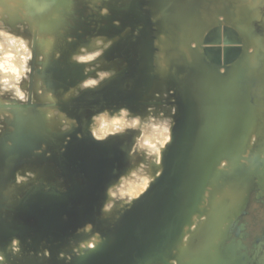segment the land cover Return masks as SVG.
Wrapping results in <instances>:
<instances>
[{"label":"rangeland","instance_id":"374dc122","mask_svg":"<svg viewBox=\"0 0 264 264\" xmlns=\"http://www.w3.org/2000/svg\"><path fill=\"white\" fill-rule=\"evenodd\" d=\"M45 1L49 5L46 4ZM131 1L132 0H122L121 5H123L122 7L124 8L121 9L122 15H127L126 12L129 14L130 9L127 10V3ZM134 1H132L131 4H133ZM136 1V6L138 8L136 12H138L139 15H135V18L130 23L128 22L129 20L126 21L127 23H122L124 20H127V16L120 18L111 11L113 9L112 6V9H109V5L114 4L113 0H18V2L17 0H0V12H4L7 16L6 25H8L12 31L29 37L33 41L36 54V59L32 62L33 72L31 79L26 81L24 85L29 91V100L27 102H21L14 99L11 95L10 97L9 95L0 97V99L5 98L4 100H0V117H2L1 114L4 115L5 113L6 116L4 117V121L7 123L6 126L0 129V146L1 148L7 147L12 149L10 158L2 161L4 169L9 170V176L7 178V184H5L8 188L4 186L0 193V214H2L1 212L5 211L7 207V209H11L9 211L14 210L12 207L15 206L9 205L13 203L14 198L9 197L7 192L11 186H13L12 189H15L16 185L18 186L19 183L23 182V189L27 192L22 190L23 193L21 192V194H25V196L20 198L17 197L16 205L24 202L27 196L33 193L32 191H34L35 188L36 190L40 189L38 191L42 193L50 191L51 189L62 192L65 188L66 190L64 189V192L67 191L68 193H70V190H75L78 197H84L86 194L89 195L88 199L87 197L85 198L89 204H93H91L92 207L88 208L86 211L89 215L93 213L99 215L106 207L114 208L113 210H118L120 207L122 209H119L121 213L119 211L117 212L119 215L116 214L117 217H115L114 221L108 222L101 220V223H99L93 221V217L81 219L78 215L77 217L74 215L75 212H77V214H82V212L86 214L85 211H82L83 204L80 199L81 204L78 205L75 203L77 206H70V209L64 208L60 212L59 217L52 222L38 219L37 217V220L34 221V216H29V212L26 211L25 207L19 204L20 207L17 206L20 213L19 219H21L23 215L25 219L24 217L22 219L25 220V223H20L19 220H3L0 222V257L3 258L0 259V264H228V262L229 264H233V262L234 264H250L249 260L246 262L244 258L239 257L241 259L240 261V259H235L233 257H235L237 253L243 252L247 247L250 251H253L254 248V250H259V248L263 247L264 137H260L261 139L259 138V141L253 144L254 135L250 133L251 130L249 132L250 136H248L251 142L248 139L245 140L242 143L243 147L240 151H238L237 148L233 150L232 145L228 150H223L224 147L220 144L219 146H221V149L217 156H213L212 163L210 164L212 169H210V166H208L207 163L204 164L203 161L205 162L206 157L209 155V150L214 144L208 142L210 148L204 145L205 141L202 142L197 133V126L195 124L184 130L181 129V131L178 132V122L181 123L187 116L192 117V115L196 114L197 117H201L202 110L209 111L210 115L213 117V125L214 123L217 125V121L219 120L217 116L220 114L221 116H224L225 113L228 114L227 118L224 120V124L230 122V119L235 117L234 110L239 102H237V100L240 99L236 91L242 87V83L237 81V68L239 66L242 67L241 65L247 57L252 55L257 57L262 56L263 62L261 63L262 65L264 64V50H261L262 48L255 43L256 38H264V0H250L251 8L249 11L246 13L243 12V14L239 16H237L234 11L233 1L235 0H184L186 13L193 14V16L197 15L196 20L200 21L197 27L190 31L189 35L183 37L179 36V38H177L178 34L180 32L182 33V31L176 28L167 17L159 18L168 36L178 39V42L174 39V44H171V46L175 45L176 54L180 55L177 68L173 71V74H175L172 81L173 84L171 88H169V90L171 89L173 92L162 95L157 83H155L156 75H158L156 71L159 66L154 62L156 61L158 63L156 58H159V51L153 42L149 44L150 49H147L148 55L151 52L150 56L152 55L154 59L153 61L152 56H148L149 69H153L150 73L151 77H153V83L145 93L148 96L147 99L144 100V96L141 95L140 99H136V101L132 98V102L129 100L122 101L123 98H102V101L94 103L92 102L94 100L92 96L99 94L105 87L118 79V76H122L139 55L138 53L137 55H133L136 54V50H139V45H134V47L130 48V51L127 50V52H129L128 55L126 54L127 56L125 54L121 55L122 53L119 52H114L115 54L113 53L107 58V49L114 45L110 40L113 39L118 43L120 41L119 39L122 38L121 40H123V42H128L136 38L132 37L130 34L137 36V33H140V36L146 35L150 38H154L153 33H155V29L158 27H155V29L152 27L153 24H156V18L153 23L151 18H154V15L152 14L153 11L151 6H157L158 0ZM43 5L45 6L43 7ZM104 9H107L106 13ZM201 9L205 10L206 14H200ZM113 11H115V9ZM112 14L115 17H113ZM46 16H50L52 20H56V27L52 28L53 32L50 29H46L44 24ZM141 19L142 23H148L141 24ZM108 20H111V22ZM137 20L140 21V24ZM125 23L127 26L124 25ZM132 25H135L136 28ZM148 25L150 26L148 27ZM129 27L130 30L128 29ZM150 27L153 29L150 30ZM131 28L132 31H134L133 33L136 34L131 32ZM134 29L137 30V32ZM147 30L151 32L148 33ZM123 33H125L127 39L125 36L122 37L124 35ZM167 34H165V37H167ZM56 35L61 43L65 42L62 44L61 48L51 45V40L56 37ZM129 35L131 36L130 38L128 37ZM115 42L113 41V43ZM177 43L179 45H177ZM49 48L50 50L48 51ZM153 48H155L157 52H154ZM57 49L60 51H56ZM54 50L55 53H53ZM97 51H100L101 55L97 56ZM41 54L45 57L43 61L39 60ZM74 56H80L84 59L77 61L73 58ZM89 57H91V59H88ZM120 57L122 58L120 59ZM132 57H134V60ZM115 59L126 61L119 62V60H117L113 62ZM123 64H126V67ZM170 64L173 65V62H170ZM53 66L58 67L60 70L63 67L69 69V71L67 69V73L65 72V68L62 69L63 75L68 74L69 81H67V84L72 80V75L75 81H71L67 88V85L64 86L66 89L61 87L58 89L56 88L57 90H50L41 82H37L39 78L34 77L36 69L37 71L41 69L49 70ZM106 72H111L112 74L101 80L98 85L86 86V81L89 79H100V74ZM36 75L38 74L36 73ZM42 77L45 78L44 74ZM76 77L78 78L76 79ZM127 78L125 84H127ZM111 79H113V81ZM262 79H264V77L261 78L259 82L261 86L258 85V87L264 94V80ZM98 88L99 90H97ZM143 88L142 91H146V88L145 90ZM229 89L233 92L231 93ZM52 90H54V92H52ZM239 94L245 96V98H254L249 97L243 91ZM227 97L229 100H227ZM37 98L44 99L42 102H36L35 100H37ZM142 102L145 104L141 108L140 104ZM42 104L44 108H42L43 106L41 107ZM153 107H155L156 110ZM41 108L44 111H40ZM121 108H127L130 111L128 116L124 117V120L121 119L120 124H116V128L114 127L115 120L123 117V114L120 112ZM168 110H171L174 114L172 115V112L170 113ZM255 111L259 113L256 107ZM217 112L221 113L218 114ZM18 113H20V116L17 115ZM56 113L58 116L55 115L57 118L55 120L60 119V121L55 123L58 125V128L55 127V130L53 129L49 132L45 120ZM33 114L41 115L40 117H43L42 121H39L37 124V122L32 119L34 118ZM149 114V117L154 119V121H151L150 125H148V123L145 124V118L140 119L141 115L148 117ZM103 115L109 118L106 119ZM113 115L115 117L114 123L113 121L110 122ZM214 115L217 116L215 117ZM16 116L19 118H16ZM94 117L97 119L104 117L105 120H103L104 118L100 120L101 122L103 121V123H100V121L96 122V120L94 121L93 119ZM135 117H139L140 121L143 123L139 121V124L135 127L125 126L127 121ZM167 117H171V123H166L164 126L163 121L167 120ZM256 117L258 118L256 124H259V126L263 125V120H260V115L258 114ZM175 118L177 124L174 123ZM67 119L69 122L66 121ZM104 121H108L107 124ZM206 121L207 123L209 122L208 120ZM108 123H113V125H110L114 128H111ZM140 124L144 126V129H142ZM93 126L107 128L108 130L111 128L114 134L108 135L104 140H95L93 139V133L91 131ZM138 126L140 127L138 128ZM19 127L23 128L20 129ZM70 127L77 134H79L78 132L86 134L89 140L96 144L121 136L125 138V154L122 160H120L121 163L118 162L120 163V172L118 171L119 173L116 174L117 177L115 176L116 178L112 180L113 183H111L110 186L108 185L104 190L99 191L100 187H97L96 184L89 185L90 183H88V181L85 182L84 178H82V182L81 176L79 175L73 177V175H71L73 170L65 171L62 168V162L64 163V151L66 150L65 144L67 139L70 138H68V136L71 135L72 132V130L69 129ZM147 127H149V131L152 132L151 139L155 141L152 140L153 144L150 143L149 146H158L157 148L154 147L155 150L149 148V157L145 154V156L140 155L138 158L141 166L144 168L148 167L149 171L153 172V175L151 173L149 177L146 173H143L144 175L141 173L138 175L131 174L134 181H123L122 178L127 173L126 170L130 162L129 159L133 158L134 160V154H137L138 146L140 147L142 140H145V131H147ZM120 128L123 130H117ZM60 130L61 132H58ZM14 135H16V138ZM42 137L43 139L45 138V140H43ZM218 141L219 138L218 140L214 139L215 144H219ZM25 142L33 143L36 146L34 147L33 145L30 151L20 149L21 144ZM249 142L250 144H248ZM41 143L42 146H40ZM69 144H72V142ZM201 145L202 149L200 148ZM203 146L206 148L205 152ZM242 149L247 151L244 152ZM239 156L240 158H238ZM145 158L152 159L147 161L148 164H153L151 165L152 167L147 166L148 164L146 165L147 162H145ZM45 160L47 162L51 161L52 163L48 162L46 165ZM218 160L220 161L218 162ZM53 164L54 167L57 166L60 168L61 174L55 171L56 169L52 167ZM50 165L52 166L50 167ZM28 166L35 170L38 169V167L40 169L46 168L48 172L49 169H52L53 176L56 175V173L58 175L54 178L56 180H53V178L48 179L44 176L43 178L39 176V174H37L38 177H36L35 174L37 172H35L33 176L24 179L25 181L27 180L26 184L23 179H20V176L26 171L22 169L28 170ZM67 170L69 169L67 168ZM208 171L209 175L205 174L208 175L207 179L206 176L204 177V173ZM35 178L36 180L38 179V182ZM72 178H75L79 184H75L76 181ZM146 178L148 180L147 182H145ZM240 178L246 180L245 185L244 182L243 184L240 182ZM44 179H48L47 181L49 182L46 187L44 186ZM32 180L33 182L36 181V183L33 184ZM28 181L30 183L32 182V187L31 184L28 185ZM83 183L86 184L83 185ZM140 183L145 184L142 185ZM13 184H15V186ZM45 184H47L46 181ZM117 184L119 186L118 188L122 189L126 195L130 196L128 198L124 197L125 201L126 199L128 202L131 201L128 204L125 203L124 207L121 203H117L118 205L121 204L119 206L116 205V202H113L114 206H112L113 203H110V192ZM232 184L235 186L236 184L241 185L235 189L233 195L228 189V186ZM86 185L89 186V188H86ZM60 186L64 188L61 189ZM39 187H43V189ZM222 187L223 191L228 189V195L233 201V214L229 219L223 221L221 232L216 236V239H214L213 250L210 252L211 254H209L212 260L210 258V261L203 260L202 262L194 253L189 254L187 250L189 245L193 247V242L195 240L197 241L200 229L205 224L206 218L204 217L209 213L211 205L219 201L220 195L223 196V194H221ZM29 188L30 190H28ZM91 188L95 190L92 191ZM95 191L97 192L94 193ZM121 195L122 197L124 196L123 194ZM241 195H243V198ZM19 196L21 195L19 194ZM36 196L39 195L37 194ZM36 196L33 198L35 199ZM138 197L140 198L138 199ZM244 197H246L247 200ZM5 198L8 199L6 200ZM37 198V201L36 199L33 200L37 204L38 201L39 203L45 201L41 196ZM137 201H139L138 204ZM244 202L246 203L244 204ZM106 218L108 217L106 216ZM241 227L243 228L241 229ZM169 238L170 240H168ZM25 240L28 245L30 244V247L25 243ZM32 240L35 241L34 245L39 244L40 240V245H38V247L34 246ZM67 241L70 242L68 243ZM92 244H95V247H90ZM65 245L66 249L64 248ZM153 247H156V251L158 250V252L153 253L154 251L151 250ZM43 248H45V250ZM33 250L37 252L35 253ZM51 250L52 252H50ZM138 251L142 254L139 255ZM47 253L49 256H47ZM40 254H42V256ZM155 255L159 256L155 257ZM203 257H205V259L209 258L207 256ZM254 264L257 263L255 262Z\"/></svg>","mask_w":264,"mask_h":264},{"label":"bare ground","instance_id":"6f19581e","mask_svg":"<svg viewBox=\"0 0 264 264\" xmlns=\"http://www.w3.org/2000/svg\"><path fill=\"white\" fill-rule=\"evenodd\" d=\"M43 1V0H42ZM110 1H112V0H110ZM132 1H134V0H132ZM131 1V2H132ZM252 1V0H251ZM251 1L250 0H235V1H233V4H234V11H235V13H236V15L237 16H239V15H242L243 14V12H247V11H249V9L251 8ZM10 2V1H9ZM17 2H18V0H17ZM46 2V1H45ZM62 2V1H61ZM64 2V1H63ZM131 2H129V3H127V7H128V9L127 8H125V9H127V10H129L130 9V11H129V14L126 12V14L127 15H122L123 13H121V9L123 8L122 6L123 5H121V3H122V0H113V3L114 4H111V5H109L110 6V8L109 9H112L111 8V6L113 7V9L111 10L112 12H114L115 14H117L118 15V17H122L123 18V16H127V20H124L122 23H124V22H126V21H128L129 23L130 22H132V20L135 18V15L137 16V14H138V12H136L137 10H138V8H137V6H136V4H137V1L135 0L134 2H133V4H131ZM13 3V2H12ZM11 3V4H12ZM19 3H20V1H19ZM107 3V2H106ZM15 4H16V2H15ZM45 4V3H44ZM46 4H48L47 2H46ZM150 4H151V2H150ZM185 3H184V0H158V5L156 6V5H153V6H151L152 7V14L154 15V18H151L152 20H153V23H154V19H155V21H156V24H153V26L152 27H154V29H155V27H158L157 29H155L156 31H155V33H153L154 34V38H150L149 36H146V35H142V36H140V33L138 34L137 33V36H133L132 34H130L132 37H136V38H133L131 41H128V42H123V40H121V39H119L117 42L118 43H116L115 42V40H113V39H111L110 41H112V44H114L113 46L112 45H110V46H112L111 48H109V49H107V58H108V56L110 57V55H112L114 52L116 53H122L121 55H128V53L129 52H127V50L128 51H130V48L131 47H134V45H139V50L137 51L136 50V54H133V55H137V53L139 54L138 55V57L137 56H135V57H137L135 60H134V57H132L133 58V63L131 64V66H129V68L125 71V73L124 74H122V76H118L119 78L118 79H116V80H114L113 81V79H111L113 82H112V84H110V85H108L107 87H105L99 94H97V95H93L92 97H93V101L92 102H94V103H96V102H100V101H102L101 99L102 98H105V99H107V98H123L122 99V101H131L132 102V98H134V100L136 101V99H140V96L141 95H143L144 96V100L145 99H147V94H145L147 91H148V89H149V87L151 86V84L153 83V77H151V70L153 71V69H149V64H148V62H149V58H148V56L149 57H151L150 56V54H151V52H150V54L148 55V50L147 49H150V43L152 44L153 42H154V44L156 45V48H157V50L159 51V58L157 57L156 58V60L158 61V63L155 61L154 63H156V64H158V68H157V71H156V74H158V75H156V79H155V83H157V85H158V87H159V89L161 90V93H162V95H166L167 93H170V92H173V91H171V89L169 90V88H171V86H172V81H173V77L175 76V74H173L174 72L173 71H175L176 70V68H177V64L179 63V56L180 55H178V54H176V50H175V45L174 46H171V44H174L173 42H174V39H175V41L176 42H178V39H176V38H174V37H169L168 36V34L165 32V30H164V27H163V25L160 23V21H159V18H161V17H167V19L169 20V21H171L175 26H176V28H178L179 30H181L182 31V33L180 32L179 34H178V37L177 38H179V36L180 37H183V36H186V35H189V33H190V31L192 30V29H194L195 27H197V25L200 23V21H198V20H196L197 19V15L195 16H193V14L191 15V14H187L186 13V11H185V5H184ZM14 5V4H13ZM49 5V4H48ZM126 5V4H125ZM124 5V6H125ZM143 5V4H142ZM45 5H43V7H44ZM141 6V5H140ZM145 7V6H144ZM213 7V6H212ZM142 8V7H141ZM56 9V8H55ZM115 9V11H113ZM124 9V8H123ZM149 9V8H148ZM44 10H45V8H44ZM38 11V10H37ZM146 11V10H145ZM117 12H119V13H117ZM254 12V11H253ZM46 13V12H45ZM206 14V11L205 10H203V9H201L200 10V14ZM30 14V13H29ZM114 14V15H115ZM46 15H48V14H46ZM139 15V14H138ZM111 16V15H110ZM112 16H113V14H112ZM111 16V17H112ZM113 17H115V16H113ZM118 17H116L117 19H118ZM140 17V16H139ZM109 18V17H108ZM145 18V17H144ZM0 19H3L5 22H6V20H7V16L4 14V12H0ZM41 19V18H40ZM114 19V18H113ZM116 19V20H117ZM148 19V18H147ZM118 20H120V19H118ZM145 20V19H144ZM263 20V19H262ZM109 21V20H108ZM113 21V20H112ZM121 21V20H120ZM43 22V21H42ZM109 22H111V20L109 21ZM137 22H139V24H140V21H138L137 20ZM150 22V21H149ZM127 23V22H126ZM124 24V25H126L127 26V24ZM146 23H148V22H144V23H142V19H141V24H146ZM39 24V23H38ZM41 24V23H40ZM45 26H46V29H50V30H52V28H55L56 27V20H52L51 19V17L50 16H46V18H45ZM59 24V23H58ZM57 24V25H58ZM151 24V23H150ZM42 25H43V23H42ZM155 25V26H154ZM8 26V25H7ZM126 26H124V27H126ZM132 26H135V25H132ZM150 25H148V27H149ZM224 26V25H223ZM115 27V26H114ZM131 27V26H130ZM130 27L128 28L129 30H130ZM146 27V26H145ZM135 28H136V26H135ZM138 28V27H137ZM38 29H39V27H38ZM146 29H147V27H146ZM151 29H153V28H151L150 27V30ZM128 30V31H129ZM135 30V29H134ZM141 30V29H140ZM148 31V33L149 32H151V31ZM127 31V32H128ZM136 32H137V30H135ZM146 31V30H145ZM144 31V32H145ZM52 32H53V30H52ZM131 32L133 33L134 31H132V28H131ZM57 33V32H56ZM126 33V32H125ZM125 33H123L124 35L122 36V37H124L125 36ZM133 34H136V33H133ZM165 34H167V37H165ZM215 34V33H214ZM128 36L129 38L131 37V36ZM218 35V34H217ZM140 36V37H139ZM191 36V35H190ZM63 37V36H62ZM144 37V38H143ZM233 37V36H232ZM50 38V37H49ZM125 38H126V36H125ZM128 38V39H129ZM127 39V38H126ZM126 39H124V40H126ZM63 40V39H62ZM67 40V39H66ZM52 42H51V45L52 46H56V47H62V44L63 43H65V42H63V43H61V41L60 40H58V38H57V35H56V37H54L52 40H51ZM113 41L116 43H113ZM47 43V42H46ZM71 43V42H70ZM255 43H257L258 44V46H260L262 49L261 50H264V38L263 37H259V38H256V40H255ZM49 44V43H48ZM256 44V45H257ZM45 45V44H44ZM177 45H179L178 43H177ZM216 45V44H215ZM109 46V47H110ZM140 46H141V48H140ZM197 46H198V44H197ZM235 46V45H234ZM257 46V47H258ZM38 47V46H37ZM63 47H64V45H63ZM65 47H67V46H65ZM149 47V48H148ZM178 47V46H177ZM48 48V47H47ZM41 49V48H40ZM56 49V48H55ZM255 49V48H254ZM38 50V49H37ZM47 50V49H46ZM50 50V48L48 49V51ZM52 50V49H51ZM65 50V49H64ZM132 50H134V49H132ZM153 50H154V52H157V51H155L156 49L155 48H153ZM253 50V49H252ZM40 51V50H39ZM45 51V50H44ZM53 51V50H52ZM51 51V52H52ZM56 51H60V50H56ZM50 52V53H51ZM180 52V51H179ZM178 52V53H179ZM53 53H55V50H54V52ZM114 53V54H115ZM186 53V52H185ZM253 53V52H252ZM251 53V54H252ZM130 54H132V53H130ZM153 54V53H152ZM189 54H190V52H189ZM192 54V53H191ZM246 54V53H245ZM248 54V53H247ZM117 55V54H116ZM120 55V54H119ZM126 55V56H127ZM241 55V54H240ZM254 55H255V51H254ZM47 56H48V54H47ZM130 56V55H129ZM128 56V57H129ZM132 56V55H131ZM253 56V55H252ZM249 56V57H247V59L244 61V63L241 65L242 67H238L237 69V71H236V76H237V81L239 82V83H242V87L240 88V89H237L238 91H236V93L240 96V99L239 100H237V102H238V104H237V107H236V109L234 110V115H235V117L233 118V119H230V122H226L225 124H224V120H225V118H227V115L228 114H224V116H221V114L220 115H214L215 117L217 116V119H219L218 121H217V125H216V123H214V125H213V120H212V116L210 115V113H209V111L207 112V111H203L202 109V112H201V117H197V114L196 115H192V117L191 116H187L186 118H185V120L183 121V122H181V123H179L178 122V127H179V130H178V132H180L181 131V129H186V128H188V127H191L193 124H195L196 126H197V133H198V135L200 136V138H201V140H202V142H204L205 141V143H204V145H206L208 148H210V145L208 144V142H210V143H212V144H214V145H212V147L210 148V150H209V155L206 157V159H205V162L203 161V163L204 164H206L207 163V165L208 166H210V164L212 163V159H213V156H217L218 155V153H219V151H220V149H221V146H223L224 148H223V150L225 149V150H228L229 149V147L232 145V149L233 150H235L236 148L238 149V151H240V149L243 147V142L245 141V140H247L248 139V136H250V134H249V132L252 134V135H254L253 136V144H255V143H257V141H259V138L260 137H264V94L260 91V89H259V87H258V85H259V82L261 81V78L262 77H264V64L262 65V63L261 62H263V59H262V56H259V57H257V56ZM119 57V56H118ZM187 57V56H186ZM122 57H120V59H121ZM126 58V57H125ZM130 58V57H129ZM120 59H115L113 62H115V61H117V60H119V62L120 61H126V60H120ZM152 59H153V56H152ZM159 59V60H158ZM185 60V59H184ZM193 60V59H192ZM48 61V60H47ZM153 61H154V59H153ZM152 61V62H153ZM239 61V60H238ZM45 62H46V60H45ZM53 62V61H52ZM110 62V61H109ZM170 62H173V65H171L170 64ZM216 62V61H215ZM49 63V62H48ZM111 63V62H110ZM109 63V64H110ZM117 63V62H116ZM115 63V64H116ZM123 63V62H122ZM183 63V62H182ZM185 63V62H184ZM240 63H242V62H240ZM45 64V63H44ZM52 64V63H51ZM58 64V63H57ZM62 64V63H61ZM118 64V63H117ZM127 64V63H126ZM126 64H123L124 66L126 65ZM108 65V64H107ZM122 65V66H123ZM130 65V64H129ZM152 65H153V63H152ZM192 65V64H191ZM111 66V65H110ZM121 66V65H120ZM119 66V67H120ZM123 66V67H124ZM127 67H128V64L126 65ZM125 66V67H126ZM230 66V65H229ZM246 66V67H245ZM108 67V66H107ZM50 68V67H49ZM65 67H63L62 69H64ZM111 68V67H110ZM151 68H152V66H151ZM156 68V67H155ZM39 69V68H38ZM48 69V68H47ZM62 69L60 70L58 67H51L49 70H44V69H41V70H39V71H37V69H36V71H35V74H34V77L35 78H39V81H37V82H41L44 86H47V88H49L50 90L51 89H58V88H63L64 86H66V88L69 86L68 84H70V82L71 81H75V79H73L74 77H73V75H72V80L70 81V82H68V84H67V81H69V79H68V74H66V75H63L62 74ZM66 69V73L69 71V69L68 68H65ZM67 69H68V71H67ZM108 69V68H107ZM121 69H122V67H121ZM125 69V68H124ZM123 69V70H124ZM190 70V69H189ZM118 72V71H117ZM123 72V71H122ZM190 72V71H189ZM36 73L38 74V75H36ZM232 73V72H231ZM44 74V77L45 78H43L42 77V75ZM65 74V73H64ZM73 74H74V72H73ZM32 75V74H31ZM70 76V75H69ZM78 76V75H77ZM125 76H127V77H125ZM178 76V75H177ZM124 77H125V79H124ZM78 77H76V79H77ZM109 78V77H108ZM108 78H106V79H108ZM111 78V77H110ZM126 78L128 79L126 82H127V84H128V86H127V84H125V80H126ZM178 78V77H177ZM200 78H202V77H200ZM179 79V78H178ZM178 79H176V80H178ZM262 80H264V79H262ZM40 83V84H41ZM72 84H73V82H72ZM263 84V83H262ZM103 85V84H102ZM234 85V84H233ZM259 86H261V84L259 85ZM144 87V88H143ZM228 87V86H227ZM230 87V86H229ZM234 87V86H233ZM46 88V89H47ZM65 88V87H64ZM65 88V89H66ZM142 88L145 90V88H146V91H142ZM56 89V90H57ZM232 89V88H231ZM231 89H229V91L231 90ZM234 89V88H233ZM97 90H99V88L97 89ZM60 91V90H59ZM228 91V92H229ZM235 91V90H234ZM241 91H243V92H245L249 97H254V98H245V96H242L241 94H239ZM52 92H54V90H52ZM58 92V91H57ZM231 92V91H230ZM233 92V91H232ZM231 92V93H232ZM33 93V92H32ZM235 93V92H234ZM47 94V93H46ZM145 94V95H144ZM176 94V93H175ZM220 94H221V92H220ZM32 95H34V94H32ZM50 95V94H49ZM36 96V95H35ZM38 96V95H37ZM9 97H10V95H9ZM69 97H70V95H69ZM68 97V98H69ZM146 97V98H145ZM242 97V98H241ZM66 98H67V96H66ZM71 98V97H70ZM89 98V97H88ZM4 100L5 98H1L0 100ZM34 99H36V98H34ZM43 99L44 98H37V100H35L36 102L37 101H43ZM235 99V98H234ZM237 99V98H236ZM172 100V99H171ZM227 100H229L228 99V97H227ZM139 101V100H138ZM236 101V100H235ZM249 101V102H248ZM228 103V102H227ZM107 104V103H106ZM144 102H142L141 104H140V107L142 108L143 106H144ZM167 104V103H166ZM202 104V103H201ZM234 104V103H233ZM232 104V105H233ZM169 105V104H168ZM200 105V104H199ZM213 105H215V104H213ZM221 105V104H220ZM43 106V104L41 105V107ZM107 106V105H106ZM228 106H230V105H228ZM230 107H232V106H230ZM255 107L259 110V113L258 112H256L255 111ZM42 108H44V106L42 107ZM40 109V111L42 110V111H44L43 109ZM152 108V107H151ZM154 109H155V107H153ZM170 108V107H169ZM222 108V107H221ZM78 109V108H77ZM83 109V108H82ZM107 109V108H106ZM115 109V108H114ZM146 109H147V107H146ZM150 109V108H149ZM167 109H168V107H167ZM171 109V108H170ZM228 109V108H227ZM76 110V109H75ZM108 110V109H107ZM156 110V109H155ZM81 111H83V110H81ZM147 111H149V110H147ZM169 111V110H168ZM18 112V111H17ZM167 112V111H166ZM170 113L172 112L171 110L169 111ZM169 112H167V113H169ZM176 112V111H175ZM103 113V112H102ZM149 113V112H148ZM154 113V112H153ZM218 113V112H217ZM219 113H221V112H219ZM218 113V114H219ZM260 115V120L262 121V123H263V125H260L259 126V124H256V120L258 119L257 117H256V115L258 116V114ZM20 113H18L17 115H19ZM31 114V113H30ZM100 114V113H99ZM104 114H105V112H104ZM114 114V113H113ZM134 114H136V113H134ZM172 115L174 114L173 112L171 113ZM29 115V114H28ZM34 115V118H32L33 120H35L36 122H37V124H38V122L39 121H42V118L38 115V114H33ZM54 115V116H53ZM55 115H57L58 116V114L56 113V114H52L51 115V117H49V119L48 118H46V120H45V124H46V126H47V128H48V131L50 132L51 130H53L55 127H57L58 125H56L55 123H57V121H60V119H58V120H55V119H57L56 118V116ZM66 115V114H65ZM68 115V114H67ZM101 115V114H100ZM154 115V114H153ZM156 115V114H155ZM157 115H159V114H157ZM172 115H170V116H172ZM233 115V116H234ZM1 116H2V118H0V129L2 128V127H4V126H6V122L4 121V117L6 116V114L4 113V115L3 114H1ZM20 116V115H19ZM104 116V115H103ZM121 116V115H120ZM147 116V115H146ZM150 116V114L148 115V117H144V116H142L141 115V117H140V119H144L145 118V124H147L148 123V125H150L151 124V121H154V119H152V118H150L149 117ZM152 116V115H151ZM160 116V115H159ZM167 116V115H166ZM105 117V116H104ZM104 117H101V118H99V119H96V122H99L100 120H102ZM161 117V116H160ZM211 117V118H210ZM16 118H19L18 116H16ZM21 118H22V115H21ZM28 118V117H27ZM70 118V117H69ZM106 119H108L107 117H105ZM105 118L103 119V120H105ZM112 119H111V121L110 122H112L113 121V123H114V120H115V117H114V115L111 117ZM168 119L167 120H165V121H163V124H164V126H165V124L166 123H171V117H167ZM173 118V117H172ZM31 119V118H30ZM31 119V120H32ZM120 119H122V120H124V116L123 117H120ZM140 119H139V121H140ZM174 119V118H173ZM173 119H172V122H173ZM179 119V118H178ZM19 120V119H18ZM206 120H208L209 122L207 123V121ZM214 120L216 121V119L214 118ZM34 121V122H35ZM67 122H69L68 121V119L66 120ZM175 122L174 123H176V118H175V120H174ZM33 122V123H34ZM105 122V121H104ZM108 122V121H107ZM107 122H105L106 124H107ZM125 122V121H124ZM123 122V123H124ZM141 122V121H140ZM259 122V121H258ZM94 123V122H93ZM100 123H103V121L101 122L100 121ZM113 123H108L109 124V126H111V125H113ZM141 123H143V122H141ZM31 124H32V122H31ZM62 124V123H61ZM68 124H70V123H68ZM111 124V125H110ZM144 124V125H145ZM162 124V125H163ZM177 124V123H176ZM105 125V124H104ZM118 125V124H117ZM141 125V124H140ZM96 126H97V124H96ZM100 126V125H99ZM102 126V125H101ZM124 126V125H123ZM142 126V129H144V126L143 125H141ZM171 126V125H170ZM21 127V126H20ZM19 127V128H20ZM107 127V126H106ZM114 127H116V123L114 124ZM113 126H111V128H114ZM140 126H138V128H139ZM172 127V126H171ZM23 128V127H22ZM22 128H20V129H22ZM58 128V127H57ZM68 128V127H67ZM110 128V127H109ZM109 129V130H112V129ZM117 128V127H116ZM195 128V127H194ZM28 129V128H27ZM61 129V128H60ZM69 129H71V127L69 128ZM68 129V130H69ZM102 129H104V128H102ZM147 129V131H149L150 129H149V127H147L146 128ZM145 129V130H146ZM38 130V129H37ZM55 130V129H54ZM72 130V129H71ZM19 131H21V130H19ZM23 131V130H22ZM62 131L64 132V130L62 129ZM65 131H66V129H65ZM113 131V130H112ZM147 131H145V140H142V142H141V146L139 147L138 146V150H137V154H134V160H133V158H131V159H129V164H128V168H127V173H126V175H124V177L122 178V180L123 181H125V180H132V181H134L133 180V178H132V175L131 174H133V175H138V174H143V173H146V174H148V176L149 175H151V173H152V175H153V172L152 171H149V168L148 167H143V166H141V164L139 163V156L141 155H144L145 156V154L148 156L149 154L148 153H150L149 152V148H151V149H154L155 150V148L154 147H156L157 148V146H152V147H150L149 146V144L151 143V144H153L152 143V140L154 141V139H151L152 138V132L151 131H149V132H147ZM17 132V131H16ZM24 132V131H23ZM58 132H61V130L60 131H58ZM114 132H115V130H114ZM164 132V131H163ZM162 132V133H163ZM79 133V136H78V134L74 131V130H72V132H71V135H69L68 136V138L69 139H67V142H66V144H65V146H66V150L63 152L64 153V156H63V160H64V163L62 162V168L65 170V171H72L73 170V173L71 174V175H73V177L74 176H81V180H82V178H84L85 179V182L86 181H88V183H90L89 185H93V184H96V186L97 187H100V189H99V191L100 190H104L108 185L110 186V184L111 183H113L112 182V180L113 179H115L117 176H116V174H118L120 171H119V166H120V160H122V158H123V156H124V154H125V148H124V145H125V138L124 137H122L121 135V137H118V138H113V139H108V140H105V141H102V142H100V143H93V141L91 142L90 140H89V138L87 137V135L86 134H84V133H81V132H78ZM5 134V133H4ZM7 134V133H6ZM102 134V133H101ZM172 134V133H171ZM66 135V134H65ZM7 136V135H6ZM11 136V135H10ZM161 136V135H160ZM14 137L16 138V135H14ZM173 137V136H172ZM218 138H219V144L217 143V144H215V142H214V139H216V140H218ZM14 139V138H13ZM12 139V140H13ZM41 139V138H40ZM42 139H43V137H42ZM41 139V140H42ZM174 139V138H173ZM251 139V138H250ZM261 139V138H260ZM263 139V138H262ZM15 140V139H14ZM21 140V139H20ZM43 140H45V138L43 139ZM249 140V139H248ZM18 141V140H17ZM22 141V140H21ZM64 141V140H63ZM250 141V140H249ZM28 142V141H27ZM30 142V141H29ZM61 142H62V140H61ZM72 142V144H69V143H71ZM155 142V141H154ZM248 142V141H247ZM251 142V141H250ZM250 142L248 143V144H250ZM58 143V142H57ZM5 144H6V142H5ZM18 144V143H17ZM155 144V143H154ZM160 144V143H159ZM208 144V145H207ZM220 144H222L221 146H219ZM1 145V144H0ZM13 145V144H12ZM19 145V144H18ZM33 143H23V144H21V148L20 149H23V150H25V151H30L31 149H32V147H33ZM54 145H55V143H54ZM156 145V144H155ZM246 145V144H245ZM23 146V147H22ZM36 145H34V147H35ZM40 146H42V143H41V145ZM247 146H250V145H247ZM256 146V145H255ZM18 147V146H17ZM37 147H39V146H37ZM126 147V146H125ZM204 147V152H205V146H203ZM14 148H15V146H14ZM40 148V147H39ZM38 148V149H39ZM201 149H202V145H201V147H200ZM16 149V148H15ZM20 149H19V151H20ZM246 149V148H245ZM17 150V149H16ZM22 150V151H23ZM243 150V149H242ZM252 150V149H251ZM33 151H34V149H33ZM244 152H246L245 150H243ZM11 152H12V149H10V148H1V146H0V193H1V189H3L4 188V186H6L5 184H7L6 182L8 181V174H9V170H6V169H4V167L2 166V161H4L5 159H8V158H10V155H11ZM21 152V151H20ZM20 152H18V153H20ZM30 153H32V152H30ZM136 153V152H135ZM235 153H237V152H235ZM207 154V153H206ZM240 154V153H239ZM238 154V155H239ZM200 155H201V153H200ZM241 155V154H240ZM242 155H244V154H242ZM202 156V155H201ZM204 156H206V155H204ZM203 156V157H204ZM225 156V155H224ZM249 156V155H248ZM149 157V156H148ZM147 157V158H148ZM233 157V156H232ZM234 157H235V155H234ZM245 157V156H244ZM142 158V157H141ZM237 158V157H236ZM238 158H240V156L238 157ZM146 159V158H145ZM233 159V158H232ZM244 159H247V158H244ZM148 160H152V159H146L145 160V162H147ZM242 160V159H241ZM46 161V160H45ZM144 161V160H143ZM220 160H218V162H219ZM49 162V161H48ZM47 161L45 162V164L47 165V163H48ZM51 162V161H50ZM49 162V163H50ZM118 162H120V163H118ZM150 162V161H149ZM214 162V161H213ZM241 162V161H240ZM16 163V162H15ZM52 163V162H51ZM66 163H67V165H66ZM151 163H152V161H151ZM202 163V164H203ZM257 163V162H256ZM23 164V163H22ZM21 164V165H22ZM143 164H145V163H143ZM148 164V162L146 163V165ZM201 164V163H200ZM231 164V163H230ZM233 164H235V163H233ZM237 164V163H236ZM49 165V164H48ZM151 165H153V164H151ZM150 164H148L147 166H151ZM255 165V164H254ZM52 165H50V167H51ZM66 166H67V168L69 169V170H67V168H66ZM216 166V165H215ZM10 167V166H9ZM29 167V166H28ZM53 168H55L56 170L55 171H57V173L59 174H61V172H60V168L59 167H57V166H55L54 167V164H53V166H52ZM152 167V166H151ZM243 167V166H242ZM255 167V166H254ZM26 168V167H25ZM216 168V167H215ZM48 169V168H47ZM145 169V170H144ZM148 169V170H147ZM210 169H212L211 168V166H210ZM262 169V168H261ZM22 170H26V171H24L22 174H21V176H20V179H26V178H29V177H31V176H33L34 174H35V172H37L35 175H36V177H38L37 176V174H39V176H41V177H46V178H53V180H56V179H54L55 178V176L57 177V173H56V175H54L53 176V170L52 169H49V172H48V170H46V168H42V169H40L39 167H38V169H32V168H30L29 167V169L27 170V169H22ZM38 170V171H37ZM154 170V169H153ZM209 170V169H208ZM119 171V172H118ZM210 171V170H209ZM209 171L206 173H204V177L206 176L207 177V179H208V175H209ZM248 171V170H247ZM246 171V172H247ZM21 173V172H20ZM54 173V174H55ZM75 174V175H74ZM205 174H208V175H205ZM235 174V173H234ZM244 174V173H243ZM246 174V173H245ZM144 175V174H143ZM200 175H201V172H200ZM236 175V174H235ZM242 175V174H241ZM247 175V174H246ZM53 176V177H52ZM116 176V177H115ZM140 176V175H139ZM147 176V177H148ZM43 177V178H44ZM59 177V176H58ZM144 177V176H143ZM150 177V176H149ZM148 177V178H149ZM229 177V176H228ZM234 177V176H233ZM238 177V176H237ZM76 178V177H75ZM75 178H72L73 180H75L76 181V179ZM135 178H136V176H135ZM141 178V177H140ZM15 179H16V177H15ZM33 179V178H32ZM41 179V178H40ZM47 179V180H48ZM143 179V178H142ZM236 179V178H235ZM35 180H36V178H35ZM34 180V181H35ZM38 180V179H37ZM36 180V181H37ZM47 180H43L44 181V186L46 187V185H48V181ZM52 180V181H53ZM58 180H59V178H58ZM25 181V180H24ZM36 181L35 182H33V180H32V182H33V184L34 183H36ZM40 181H42V180H40ZM45 181L47 182V184H45ZM50 181V180H49ZM74 181V182H75ZM148 180H147V178H146V180H145V182H147ZM233 181H235V180H233ZM14 182V181H13ZM27 182V180L25 181V183ZM29 182V181H28ZM32 182L30 183H28V185H30L31 184V187L33 186L32 185ZM38 182V181H37ZM73 182V183H74ZM82 182H83V180H82ZM128 182V181H127ZM230 182V181H229ZM240 182L243 184V182H244V185L246 184V180L245 179H241L240 178ZM24 183V182H23ZM23 183H19V185L17 186H15V184H13L16 188L15 189H12V187L13 186H11L10 187V189H9V191L7 192V195L9 196V197H11V198H14V200H13V203L12 204H9V205H14L15 207H12V208H14V210L13 211H9V210H11V209H5V211H3V212H1L2 214H0V222H2L3 220H19L20 221V223H25V220H23L22 218L24 217L23 215H22V218L21 219H19L20 218V213H19V210H18V207H20V206H23V207H25V209H26V211H28L29 213V216L30 215H33L34 216V218L35 219H33L34 221H36L37 219H36V217L38 218V219H42V220H48V221H52L53 222V220H56L58 217H59V214H60V212L64 209V208H68V209H70L71 207L70 206H77V205H75V203L76 204H81V200H82V204H83V210L82 211H85V213L86 214H83V212H82V214L81 213H79V214H77V212H75L74 213V215H76L75 217H77V215L81 218V219H85V218H87V217H93L92 218V220L93 221H95V222H99V223H101V220H103V221H114V219H115V217H117V215L116 214H118L117 212L119 211L120 212V210L119 209H121V207L119 208L118 206L119 205H121L122 204V206L124 207L125 206V203L126 204H128V203H130L131 201H127V199L126 198H128V197H130V196H128V195H126L125 194V192H123V190L122 189H120V188H118L119 186H118V184L117 185H115V188H113L112 189V191L110 192V203H113V202H116V205H118L117 203H121V204H119L118 206H116V207H118L119 209L118 210H113L114 208H107L106 207V209L104 210V211H102L101 213H99V215H96V214H91V215H89V213H87L86 211H87V209L88 208H91L92 206H91V204L92 203H90L89 204V202L88 201H86L85 200V198L87 197V199H88V196L89 195H85L84 197H78L76 194V192H75V190H70V193H68L67 191L66 192H64V187H61V189L62 188H64L63 189V191L62 192H64V193H62V192H60V191H58V190H53V189H51V190H53V191H47V192H44V193H42V192H40V191H38V190H40V189H38V190H36V188L34 189V191H32L33 193L32 194H29L28 196H27V199L26 200H24V202H21V203H19L20 204V206H19V204L18 205H16V203H17V197H22V196H25V194H21V192L23 193V191L22 190H25V189H23ZM40 183V182H39ZM87 183V184H88ZM233 183V182H232ZM27 184V183H26ZM25 184V185H26ZM75 184H79V182L77 183V181H76V183ZM84 184H86V183H83V185ZM140 184H142V183H140ZM145 184V183H144ZM144 184H142V185H144ZM12 185V184H11ZM141 185V186H142ZM40 186V185H39ZM63 186V185H62ZM122 186V185H121ZM226 186V185H225ZM239 186H241V185H238V184H236V186L235 185H231V186H228V189H229V191H230V193L233 195V192L235 191V189H237ZM7 187V186H6ZM25 187V186H24ZM29 187V186H28ZM27 187V188H28ZM30 187V188H31ZM68 187V186H67ZM92 187V186H91ZM114 187V186H113ZM143 187H145V186H143ZM8 188V187H7ZM26 188V187H25ZM30 188L28 189V190H30ZM39 188H42L43 189V187H39ZM86 188H89V186H87L86 185ZM95 188V187H94ZM109 188V187H108ZM142 188V187H141ZM244 188V187H243ZM257 188V187H256ZM58 189V188H57ZM84 189V188H83ZM92 189V188H91ZM110 189H111V187H110ZM228 189H226L225 191H223V187H222V191H221V194H223V196H219V201L218 202H215L214 204H212L211 205V207H210V209H209V213L207 214V216L206 217H204V218H206V220H205V224H204V226L200 229V232H199V235H198V237H197V241L195 240L194 242H193V247H192V245H189V248H188V252H189V254H195L196 256H197V258L198 259H200V260H202V262H203V260H209L211 257H210V255L209 254H211L210 252H212V250H213V245H214V239H216V236L217 235H219V233L221 232V227H222V223H223V221H225V220H227V219H229L230 218V216L233 214V207H234V205H233V201H232V199H230L231 197L228 195ZM8 190V189H7ZM60 190V189H59ZM66 190V189H65ZM67 190H68V188H67ZM93 190H95V189H92V191ZM134 190V189H133ZM137 190V189H136ZM140 190V189H139ZM244 190V189H243ZM26 191V190H25ZM86 191H88V190H86ZM91 191V190H90ZM110 191V190H109ZM142 191H143V189H142ZM238 191V190H237ZM27 192V191H26ZM97 191H95L94 193H96ZM103 192V191H102ZM137 192V191H136ZM244 192V191H243ZM25 193V192H24ZM67 193V194H66ZM87 193V192H86ZM133 193V192H132ZM145 193V192H144ZM19 194L21 195V196H19ZM39 195V196H41L45 201L43 202V203H39V201H38V204L35 202V201H33V200H35L37 197H39V196H36V195ZM121 194H123L124 196L122 197V195ZM128 194V193H127ZM216 194V193H215ZM244 194V193H243ZM244 195H247V194H244ZM34 196H36V198L34 199L33 197ZM99 196V195H98ZM136 196V195H135ZM242 196V198H243V195H241ZM5 197H7V196H5ZM92 197V196H91ZM124 197H126L125 199H126V201L124 200ZM90 198V197H89ZM98 198V197H97ZM134 198V197H133ZM137 198V197H136ZM135 198V199H136ZM140 197H138V199H139ZM241 198V197H240ZM239 198V199H240ZM241 198V199H242ZM245 199H246V197H244ZM4 199V198H3ZM6 199V198H5ZM8 199V198H7ZM6 199V200H7ZM22 199V198H21ZM21 199H19V200H21ZM38 199V198H37ZM37 199H36V201H37ZM81 199V200H80ZM215 199V198H214ZM39 200V199H38ZM247 200V199H246ZM5 201V200H4ZM160 201V200H159ZM78 202V203H77ZM80 202V203H79ZM138 202L139 201H137V204H138ZM241 202V201H240ZM133 203V202H132ZM246 202H244V204H245ZM3 204V203H2ZM93 205V204H92ZM130 205V204H129ZM156 205V204H155ZM208 205V204H207ZM18 206V207H17ZM112 206H114V203H113V205ZM135 206V205H134ZM238 206V205H237ZM241 206V205H240ZM11 207V206H10ZM115 207V208H116ZM122 207V208H123ZM16 208V209H15ZM73 208V207H72ZM19 209H21V208H19ZM122 210V209H121ZM235 210V209H234ZM237 210V209H236ZM21 211V210H20ZM234 212H236V211H234ZM248 212V211H247ZM121 213V212H120ZM207 213V212H206ZM244 213V212H243ZM119 215V214H118ZM136 215V214H135ZM145 215V214H144ZM203 215H205V214H203ZM106 216L108 217V218H106ZM96 217V218H95ZM105 217V218H104ZM203 217V216H202ZM24 219H25V217H24ZM23 220V221H22ZM91 220V219H90ZM90 222V221H89ZM145 222V221H144ZM204 222V221H203ZM256 222V221H255ZM39 223V222H38ZM44 224V223H43ZM91 224V223H90ZM19 225H21V224H19ZM87 225V224H86ZM94 225V224H93ZM15 226V225H14ZM24 227V226H23ZM122 227V226H121ZM16 228V227H15ZM26 228V227H25ZM43 228V227H42ZM89 228H91V227H89ZM243 227H241V229H242ZM27 229H28V227H27ZM26 229V230H27ZM44 229V228H43ZM194 229V228H193ZM16 230V229H15ZM84 230V229H83ZM88 230V229H87ZM90 230V229H89ZM28 231V230H27ZM194 231V230H193ZM26 232V231H25ZM238 232V231H237ZM240 232V231H239ZM252 232H253V230H252ZM18 234V233H17ZM80 234V233H79ZM85 234V233H84ZM230 234V233H229ZM232 234V233H231ZM237 234V233H236ZM22 235V234H21ZM51 235V234H50ZM19 236V235H18ZM1 237V236H0ZM29 237V236H28ZM69 237V236H68ZM23 238H24V236H23ZM234 239V238H233ZM69 240V239H68ZM70 240H73V239H70ZM83 240V239H82ZM168 240H170V238L168 239ZM24 241V240H23ZM33 241V240H32ZM243 241V240H242ZM34 242L35 241H33V245H34ZM62 242H64V241H62ZM68 243L70 242V241H67ZM185 242V241H184ZM17 243V242H16ZM23 243V242H22ZM25 243H26V240H25ZM38 243V242H37ZM109 243V242H108ZM27 244V243H26ZM25 244V245H26ZM61 244V243H60ZM81 244V243H80ZM18 245V244H17ZM28 245V244H27ZM38 245H40V240H39V244H35L34 246H37L38 247ZM63 245V244H62ZM185 245H186V243H185ZM257 245V244H256ZM255 245V246H256ZM249 246V245H248ZM253 246V245H252ZM18 247V246H17ZM28 247H30V244L28 245ZM28 247H27V249H28ZM41 247V246H40ZM158 247V246H157ZM239 247V246H238ZM243 247V246H242ZM257 247V246H256ZM33 248V247H32ZM47 248V247H46ZM65 249H66V245H65V247H64ZM79 248H81V247H79ZM187 248V247H186ZM186 248H185V251H186ZM18 249V248H17ZM36 249V248H35ZM34 249V250H35ZM44 250H45V248H43ZM52 249V248H51ZM72 249V248H71ZM77 249V248H76ZM223 249V248H222ZM255 249V248H254ZM253 249V251H250L249 249H248V247L242 252L241 251V253H235L236 254V256L235 257H233V258H238V259H240L239 257H241V258H244V260H246V262H247V260H249L250 261V264H254L255 262L257 263V264H264V245H263V247H261V248H259V250L257 249V250H254ZM30 250V249H29ZM33 250V251H34ZM41 250V249H40ZM47 250V249H46ZM68 250V249H67ZM151 250L152 251H154L153 253H155V252H158V250L156 251V247H153V248H151ZM215 250V249H214ZM242 250V249H241ZM247 250H249V251H247ZM22 251H23V249H22ZM31 251V250H30ZM55 251V250H54ZM63 251V250H62ZM69 251V250H68ZM179 251V250H178ZM231 251V250H230ZM35 252V251H34ZM37 252V251H36ZM35 252V253H36ZM50 252H52V250L50 251ZM65 252V251H64ZM192 252V253H191ZM28 253V252H27ZM30 253V252H29ZM40 253V252H39ZM42 253V252H41ZM67 253V252H66ZM138 253H139V255L140 254H142V253H140V251H138ZM165 253V252H164ZM163 253V254H164ZM216 253V252H215ZM21 254V253H20ZM43 254H44V252H43ZM217 254V253H216ZM222 254V253H221ZM28 255H30V254H28ZM27 255V256H28ZM41 256H42V254H40ZM82 255V254H81ZM25 256H26V254H25ZM37 256V255H36ZM47 256H49L48 255V253H47ZM83 256V255H82ZM156 256H159V255H155V257ZM203 256H207V257H209L208 259H205V257H203ZM29 257V256H28ZM27 257V258H28ZM62 257V256H61ZM68 257H69V255H68ZM165 257V256H164ZM163 257V258H164ZM27 258H26V260H27ZM44 258V257H43ZM214 258V257H213ZM216 258V257H215ZM48 259V258H47ZM85 259V258H84ZM8 260V259H7ZM25 260V261H26ZM44 260V259H43ZM51 260V259H50ZM71 260V259H70ZM82 260V259H81ZM211 260H212V258H211ZM4 261V260H3ZM168 261V260H167ZM210 261V260H209ZM232 261V260H231ZM240 261H241V259H240ZM24 262V261H23ZM68 262H70V261H68ZM170 262V261H169ZM168 263V262H167ZM12 264V263H11ZM38 264V263H37ZM68 264V263H67ZM171 264V263H170ZM228 264H229V262H228ZM233 264H234V262H233ZM248 264V263H247Z\"/></svg>","mask_w":264,"mask_h":264},{"label":"clouds","instance_id":"9594fccd","mask_svg":"<svg viewBox=\"0 0 264 264\" xmlns=\"http://www.w3.org/2000/svg\"><path fill=\"white\" fill-rule=\"evenodd\" d=\"M104 12L106 13L107 9H104ZM96 55H101V52L97 51ZM73 58L77 61L84 59L80 56H74ZM35 59L36 54L33 41L27 36L12 31L5 21L0 19V97L11 95L14 99L21 102L29 100V91L24 85L26 81L31 79L33 72L32 62ZM44 59V55L41 54L39 60L43 61ZM88 59H91V57ZM111 74V72L102 73L100 74V79H89L85 84L86 86L98 85L101 80ZM129 111L127 108L120 109L124 117L128 116ZM93 119L95 121L97 118L94 117ZM115 123L120 124L121 119L117 118ZM138 124L139 117H135L127 121L125 126L135 127ZM91 131L95 140H104L108 135L114 134L113 131L107 128L102 129L95 126L91 128ZM102 132L103 134H101ZM90 247H95V244L90 245ZM0 259L3 258L0 257Z\"/></svg>","mask_w":264,"mask_h":264},{"label":"water","instance_id":"95a60500","mask_svg":"<svg viewBox=\"0 0 264 264\" xmlns=\"http://www.w3.org/2000/svg\"><path fill=\"white\" fill-rule=\"evenodd\" d=\"M154 260V259H153ZM156 260H161V259H156ZM147 264V263H146Z\"/></svg>","mask_w":264,"mask_h":264}]
</instances>
